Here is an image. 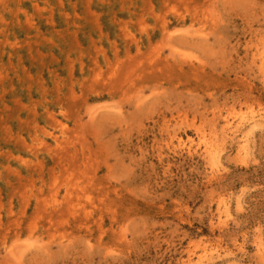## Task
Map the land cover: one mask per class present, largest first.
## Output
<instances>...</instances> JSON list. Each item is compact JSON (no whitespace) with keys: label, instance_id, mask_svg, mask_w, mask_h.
<instances>
[{"label":"rangeland","instance_id":"1","mask_svg":"<svg viewBox=\"0 0 264 264\" xmlns=\"http://www.w3.org/2000/svg\"><path fill=\"white\" fill-rule=\"evenodd\" d=\"M0 264H264V0H0Z\"/></svg>","mask_w":264,"mask_h":264}]
</instances>
